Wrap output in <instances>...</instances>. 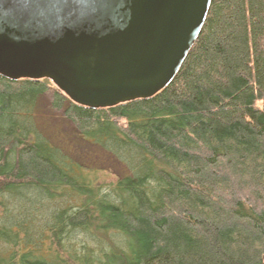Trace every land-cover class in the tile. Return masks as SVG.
Segmentation results:
<instances>
[{
	"label": "trees",
	"instance_id": "1",
	"mask_svg": "<svg viewBox=\"0 0 264 264\" xmlns=\"http://www.w3.org/2000/svg\"><path fill=\"white\" fill-rule=\"evenodd\" d=\"M0 264H264V0H212L151 98L0 74Z\"/></svg>",
	"mask_w": 264,
	"mask_h": 264
},
{
	"label": "water",
	"instance_id": "2",
	"mask_svg": "<svg viewBox=\"0 0 264 264\" xmlns=\"http://www.w3.org/2000/svg\"><path fill=\"white\" fill-rule=\"evenodd\" d=\"M212 0H0V74L110 108L168 87Z\"/></svg>",
	"mask_w": 264,
	"mask_h": 264
},
{
	"label": "rangeland",
	"instance_id": "3",
	"mask_svg": "<svg viewBox=\"0 0 264 264\" xmlns=\"http://www.w3.org/2000/svg\"><path fill=\"white\" fill-rule=\"evenodd\" d=\"M72 143H73V141H72ZM76 146H78V144L76 145ZM79 147V146H78ZM107 158V157H106ZM103 161H105L106 163V166L107 167H111V168H115L116 166L113 164V162H112V159L110 158V157H108L107 158V160H103Z\"/></svg>",
	"mask_w": 264,
	"mask_h": 264
}]
</instances>
